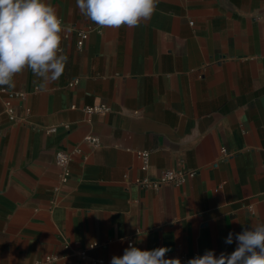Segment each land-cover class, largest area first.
<instances>
[{"label":"crops","instance_id":"0c3cea01","mask_svg":"<svg viewBox=\"0 0 264 264\" xmlns=\"http://www.w3.org/2000/svg\"><path fill=\"white\" fill-rule=\"evenodd\" d=\"M47 2L67 26L63 74L44 90L30 69L0 87V264H111L129 243L182 264L233 252L264 223V0H159L119 29L76 0ZM57 151L72 155L64 182ZM163 170L194 175L136 184Z\"/></svg>","mask_w":264,"mask_h":264},{"label":"clouds","instance_id":"9594fccd","mask_svg":"<svg viewBox=\"0 0 264 264\" xmlns=\"http://www.w3.org/2000/svg\"><path fill=\"white\" fill-rule=\"evenodd\" d=\"M158 4L159 0H76L80 13L102 29L138 27L151 19ZM66 27L47 0H0V87L15 88V76L29 69L40 79V90L57 81L68 61L60 46ZM235 240L237 247L230 254L217 257L214 250H206L186 264H264V223L245 228ZM225 243H233V233ZM170 251L141 250L130 243L111 264H182L179 258H166Z\"/></svg>","mask_w":264,"mask_h":264},{"label":"built area","instance_id":"2783aa9c","mask_svg":"<svg viewBox=\"0 0 264 264\" xmlns=\"http://www.w3.org/2000/svg\"><path fill=\"white\" fill-rule=\"evenodd\" d=\"M77 42L76 47L78 50L82 49L85 40L88 36V31L83 30H77ZM87 112H93V111H107V108L105 106L100 107H88L86 108ZM5 113L9 116L10 120H13L14 117L12 115V110L10 108V104L8 102L5 103ZM84 142L88 144L90 147L94 148L99 145V139L97 137L88 135L84 137ZM138 157H140V160L142 162V170H145L148 167V159H149V153L147 151L143 152H137ZM71 153L65 152V151H57L54 156V162L55 165L62 169V174H60V181L64 182L66 181L68 175L70 174L68 171V164L71 159ZM194 172L185 173L182 171H173V170H163L159 177L153 178V179H142L137 180L136 184L141 186V188H147V189H157L159 186L163 184H174L179 185L183 183L188 176H193ZM130 244V243H129ZM82 257H84V254H81ZM55 260V257L48 256L45 258L44 262H41L39 264H49ZM94 263L97 264H103L101 260L95 261Z\"/></svg>","mask_w":264,"mask_h":264}]
</instances>
